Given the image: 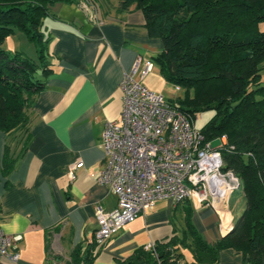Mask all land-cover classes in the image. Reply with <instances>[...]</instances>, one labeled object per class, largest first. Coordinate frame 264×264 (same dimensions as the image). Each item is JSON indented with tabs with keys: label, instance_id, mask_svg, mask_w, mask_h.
Returning a JSON list of instances; mask_svg holds the SVG:
<instances>
[{
	"label": "crops",
	"instance_id": "0c3cea01",
	"mask_svg": "<svg viewBox=\"0 0 264 264\" xmlns=\"http://www.w3.org/2000/svg\"><path fill=\"white\" fill-rule=\"evenodd\" d=\"M119 1L90 0L87 7L84 0L57 1L43 18L51 70L32 100L27 134L0 129V228L22 235L14 264H120L138 247L180 233L188 206L208 241L229 230L221 231L220 222H235L231 196V213L222 221L211 206L159 198L96 244V206L109 209L117 202L109 186L97 180L105 163L104 123L118 118L123 73L138 55L151 57L162 48L160 37L148 33L143 11L135 4L120 8ZM6 151L13 165L4 172ZM77 159L81 164L72 179L67 168ZM237 204L243 209L242 199ZM185 256L191 259L188 251ZM217 264H243L242 255L222 248Z\"/></svg>",
	"mask_w": 264,
	"mask_h": 264
},
{
	"label": "trees",
	"instance_id": "16d2710c",
	"mask_svg": "<svg viewBox=\"0 0 264 264\" xmlns=\"http://www.w3.org/2000/svg\"><path fill=\"white\" fill-rule=\"evenodd\" d=\"M57 1L65 0H0V129L6 132L27 131L32 100L45 86L51 65L49 36L41 25ZM119 3L120 8L139 7L148 33L160 37L162 48L150 58L167 80L184 87L175 106L191 117L212 110L200 129L209 140L226 134L224 168L239 179L231 201H244L237 222L215 240L208 241L196 229L188 206L180 233L153 248L138 247L120 264H217L225 247L239 251L243 264H264V28L258 26L264 20V0ZM15 30L34 43L35 56L3 47ZM12 165L6 151L2 170Z\"/></svg>",
	"mask_w": 264,
	"mask_h": 264
},
{
	"label": "built area",
	"instance_id": "2783aa9c",
	"mask_svg": "<svg viewBox=\"0 0 264 264\" xmlns=\"http://www.w3.org/2000/svg\"><path fill=\"white\" fill-rule=\"evenodd\" d=\"M87 7L89 0H84ZM91 16L96 18L93 7ZM150 57L138 55L119 82L122 106L118 118L105 121L100 144L105 163L97 180L116 194L112 208L96 206V244H102L124 223L136 218L159 198L178 202L189 198L195 206H211L219 215L230 214L229 197L239 185L231 168H224L222 147L226 134L206 139L194 118L153 91L141 79L152 70ZM177 88L179 86H176ZM77 159L68 164V175L75 177ZM220 229L231 224L220 222ZM19 232L0 228V263L14 264L19 257ZM153 248L154 243L147 244Z\"/></svg>",
	"mask_w": 264,
	"mask_h": 264
},
{
	"label": "rangeland",
	"instance_id": "374dc122",
	"mask_svg": "<svg viewBox=\"0 0 264 264\" xmlns=\"http://www.w3.org/2000/svg\"><path fill=\"white\" fill-rule=\"evenodd\" d=\"M259 26V24H258ZM3 47L8 50H21L24 54L29 56L36 55V48L32 41H30L26 36L19 30H15L11 32L5 38L3 42ZM143 83L147 85L150 89L155 92L162 94L166 99H171L172 101H176L179 97L184 95L185 89L180 84H175L174 82L167 80L163 74L160 72L159 66L155 63L152 70L149 71L143 78ZM176 86H179L178 88ZM264 94V91H262ZM211 109H203L198 112L196 118H194V125L198 128L204 124V122L211 115ZM213 145L218 144L217 139L212 140ZM232 201H234L232 199ZM238 199L235 201L234 207H237L233 210V216L235 218V222H237L240 217L243 209L242 205L238 206ZM237 205V206H236ZM187 252V251H186ZM186 252H184L186 254Z\"/></svg>",
	"mask_w": 264,
	"mask_h": 264
}]
</instances>
